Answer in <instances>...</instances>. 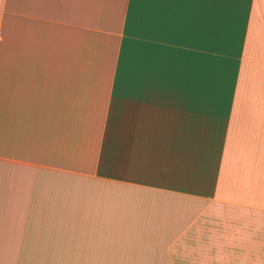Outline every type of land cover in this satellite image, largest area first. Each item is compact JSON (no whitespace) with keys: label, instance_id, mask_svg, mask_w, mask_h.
<instances>
[{"label":"crops","instance_id":"0c3cea01","mask_svg":"<svg viewBox=\"0 0 264 264\" xmlns=\"http://www.w3.org/2000/svg\"><path fill=\"white\" fill-rule=\"evenodd\" d=\"M212 204L264 209V0H0V264H264Z\"/></svg>","mask_w":264,"mask_h":264},{"label":"rangeland","instance_id":"374dc122","mask_svg":"<svg viewBox=\"0 0 264 264\" xmlns=\"http://www.w3.org/2000/svg\"><path fill=\"white\" fill-rule=\"evenodd\" d=\"M221 219H225V231H238L241 228L242 231L264 232V209H238L232 207L231 204L224 208L212 204L205 220L196 226L194 231H217V229L221 231L224 229ZM246 219L254 221H251L249 225V220ZM133 247H138V243L132 244L131 248Z\"/></svg>","mask_w":264,"mask_h":264}]
</instances>
